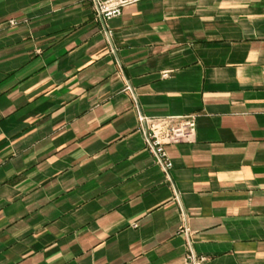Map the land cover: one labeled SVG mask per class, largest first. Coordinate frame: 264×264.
Returning <instances> with one entry per match:
<instances>
[{
    "label": "crops",
    "instance_id": "1",
    "mask_svg": "<svg viewBox=\"0 0 264 264\" xmlns=\"http://www.w3.org/2000/svg\"><path fill=\"white\" fill-rule=\"evenodd\" d=\"M190 255L264 264V0H0V264Z\"/></svg>",
    "mask_w": 264,
    "mask_h": 264
},
{
    "label": "built area",
    "instance_id": "2",
    "mask_svg": "<svg viewBox=\"0 0 264 264\" xmlns=\"http://www.w3.org/2000/svg\"><path fill=\"white\" fill-rule=\"evenodd\" d=\"M95 12L104 19L121 14L123 7L135 0H91ZM142 128L145 146L152 153L155 161L164 172L172 167L164 145L168 143L190 142L195 133V118L193 115H186L179 118H155L149 119L144 115L138 116ZM203 257L190 255L188 264H198Z\"/></svg>",
    "mask_w": 264,
    "mask_h": 264
}]
</instances>
